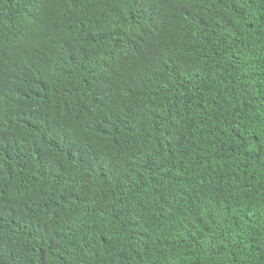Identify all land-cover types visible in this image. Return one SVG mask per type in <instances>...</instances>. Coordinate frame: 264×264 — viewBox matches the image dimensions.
<instances>
[{"label":"trees","instance_id":"16d2710c","mask_svg":"<svg viewBox=\"0 0 264 264\" xmlns=\"http://www.w3.org/2000/svg\"><path fill=\"white\" fill-rule=\"evenodd\" d=\"M0 264H264V0H0Z\"/></svg>","mask_w":264,"mask_h":264}]
</instances>
